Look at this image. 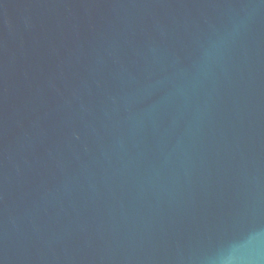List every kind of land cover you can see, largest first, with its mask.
I'll return each mask as SVG.
<instances>
[{
	"label": "water",
	"instance_id": "obj_1",
	"mask_svg": "<svg viewBox=\"0 0 264 264\" xmlns=\"http://www.w3.org/2000/svg\"><path fill=\"white\" fill-rule=\"evenodd\" d=\"M0 264H264V0H0Z\"/></svg>",
	"mask_w": 264,
	"mask_h": 264
}]
</instances>
